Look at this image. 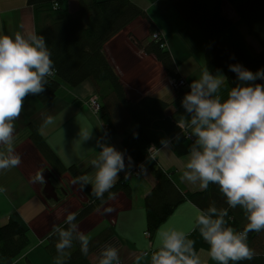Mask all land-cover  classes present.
Returning <instances> with one entry per match:
<instances>
[{
    "label": "crops",
    "instance_id": "0c3cea01",
    "mask_svg": "<svg viewBox=\"0 0 264 264\" xmlns=\"http://www.w3.org/2000/svg\"><path fill=\"white\" fill-rule=\"evenodd\" d=\"M63 2L68 13L75 14L78 11L77 0H63ZM131 2L143 9L156 30L163 34L167 44L165 50L172 56L178 76H183L189 86L193 80L199 79L205 67L203 53L207 45L203 32L192 22H185L174 10L171 0H131ZM222 10L230 19L237 21L235 11L227 2H224ZM147 28L146 20H135L130 27L114 34L104 44V52L125 86L128 99L136 100L148 94L160 97L170 104L168 109L171 113L181 107L184 94L180 96L178 90L169 88L167 84L169 78L160 62L153 55L145 54L136 46L135 37L138 39L146 37ZM29 30L36 32L33 7L28 5L26 0H0V34L10 35L17 31ZM218 70L222 72L221 69L209 71L216 73ZM223 75L225 76L224 73ZM56 79L59 86L53 98L46 104L40 103L37 95H29L25 98L22 112L15 121L14 132V147L21 156V163L17 167L0 171V225L13 216L27 225V243L21 253L41 249L42 261L46 262L49 255L43 249H46L45 240L53 226L63 224L68 212H76L87 201L82 190L73 183L74 180L67 173L54 175L50 169L54 190L59 193L56 189V185L59 184L58 189L62 193V198L50 202L43 197V183L35 180V176L37 173H42L47 166L46 160L29 139L31 133L29 125L32 124L64 165L73 164L87 175H94L95 169L90 162L100 151L97 140L103 139L105 143L113 145L125 154L126 172H121L119 177L124 176L131 186V199L122 193L116 194L78 224L79 230L90 239L107 228L112 230L110 237L92 251L94 257L97 256V260H91L93 264H98L99 252L106 244H112L119 249L121 264H150L151 255L159 245L158 233L165 227H175L177 230L190 232L189 238L195 241L194 249L198 254L207 259L208 264H219L208 256L209 246L201 237L198 228L193 230L199 207L188 200L175 208L152 238L145 236L146 218L143 201L144 195L151 190L155 182L154 176L147 169L145 162L141 163L144 168L140 172H135L137 166L132 159V163L128 164L129 155L121 144L122 134L110 136L106 133L101 114L94 113L87 102L97 93L91 80L84 79L77 85H70L58 77ZM229 90L230 87L225 79L220 89L222 100L227 98ZM46 116H52L54 122L46 124ZM133 126L134 124L131 123L128 130ZM85 130H91L92 138L82 141V133ZM185 141L189 151L193 138ZM160 148L153 149L152 152L156 164L170 174L179 190L198 191V186L181 179L188 152L183 156H177L171 147ZM61 181L66 182V187ZM71 204L73 205L69 207ZM106 209L111 211L108 212ZM137 257H140L139 262Z\"/></svg>",
    "mask_w": 264,
    "mask_h": 264
},
{
    "label": "trees",
    "instance_id": "16d2710c",
    "mask_svg": "<svg viewBox=\"0 0 264 264\" xmlns=\"http://www.w3.org/2000/svg\"><path fill=\"white\" fill-rule=\"evenodd\" d=\"M53 1L57 2L58 7L54 8ZM171 1L174 10L185 22H192L203 32L207 39L203 53L204 64L208 70L221 69L230 89L239 81L229 65L238 63L254 73L258 69L264 70V0ZM26 2L33 7L36 33L44 36L54 62L55 74L46 78L48 83L45 85V91L37 94L38 101L46 104L53 98L59 86L56 77L70 85H77L84 79L93 82L96 95L101 101L99 113L105 123L106 133L110 136L122 134L121 144L137 166V171H141V163L145 162L147 169L154 176L155 182L151 190L144 195L143 201L145 231L149 233V239L185 200L197 205L201 210H206L212 204L217 208H228L226 198L218 185L209 184L207 190L203 191H181L173 183L170 174L156 164L155 157L152 155L154 158H148L149 149L153 148V145V149L161 147L162 139L172 141L171 150L177 156L188 152L186 138L180 127L181 118L187 117L188 113L182 105L169 113L170 104L150 94L136 100L128 99L125 86L105 55L104 44L114 34L130 27L135 20H146V37H135L136 46L145 54L153 55L164 68L168 78L179 79L177 67L169 51L151 38L156 28L148 14L131 0H77L79 9L75 14L68 13L63 6V0ZM224 2L235 11L237 21L224 13ZM246 36L251 37L255 44L246 41ZM185 93L183 89L178 90L180 96ZM131 123L134 126L128 130ZM29 126L30 141L46 160V166L54 175L67 173L75 180L85 174V171L73 164L64 165L40 136L36 127L32 124ZM77 185L80 188V185ZM82 192L87 201L76 210L77 225L116 194L122 193L131 199V186L124 176H120L115 185L104 193L103 200L91 194L90 185L85 186ZM225 219L228 225L236 230H242L247 223L246 215L239 206L228 208V216ZM61 226L66 225L63 223ZM27 230V225L14 216L0 225V264H12L15 261L26 247ZM111 231L107 228L92 238L87 255L82 254L79 243L74 242L72 249L68 250L70 257L66 259L65 264H93L89 261V255L110 237ZM56 240V237L49 236L46 240V249L54 264L57 255ZM248 245L254 250V257L251 260L239 261L238 264H264V231L250 232ZM229 264L233 262L230 261Z\"/></svg>",
    "mask_w": 264,
    "mask_h": 264
},
{
    "label": "clouds",
    "instance_id": "9594fccd",
    "mask_svg": "<svg viewBox=\"0 0 264 264\" xmlns=\"http://www.w3.org/2000/svg\"><path fill=\"white\" fill-rule=\"evenodd\" d=\"M51 56L44 36L34 30L0 34V171L21 163L14 147L15 121L25 98L43 93L46 78L55 74ZM229 68L239 83L231 87L226 99L220 95L225 76L219 70L210 72L205 65L181 102L188 116L181 118L180 127L193 138L181 179L202 191L209 184L218 185L228 208L239 206L246 215V225L236 230L225 219L228 208L212 204L206 210H197L193 230L198 228L209 246L208 256L219 264L251 260L255 252L248 245V234L264 231V84L256 83L264 79V70L254 73L238 63ZM53 122L52 116L45 117L46 124ZM91 138V130L82 133V141ZM97 145L100 151L90 162L94 175L78 176L73 183L82 191L91 185V194L103 200L127 165L122 151L103 139L97 140ZM171 145V140L162 139L160 149ZM148 158L154 157L150 153ZM127 159L130 165L131 157ZM35 180L43 183L44 177L37 173ZM77 215L68 212L66 226L54 225L49 234V238H57L55 264H65L74 242L79 243L82 254H88L90 238L79 230ZM158 236L159 245L150 264H208L194 249L190 232L165 227ZM136 259L139 262L140 257ZM98 264H121L119 249L106 244L99 252Z\"/></svg>",
    "mask_w": 264,
    "mask_h": 264
},
{
    "label": "rangeland",
    "instance_id": "374dc122",
    "mask_svg": "<svg viewBox=\"0 0 264 264\" xmlns=\"http://www.w3.org/2000/svg\"><path fill=\"white\" fill-rule=\"evenodd\" d=\"M159 31V30H158ZM160 32V31H159ZM161 33V32H160ZM163 35V34H162ZM164 37V36H163ZM246 41H248V42H250L252 45L253 44H255L254 43V41H252V39H251V37H249V36H246ZM164 42H165V40H164ZM165 45L167 46V44L165 43ZM183 77V76H182ZM184 78V77H183ZM185 79V78H184ZM185 81H186V79H185ZM187 82V81H186ZM167 84H168V86H169V88L170 87H172L174 90H180L182 87H180V88H177V87H175V86H173V84H172V82H170V79H168V82H167ZM186 87H187V89L188 88H190L189 87V85H188V82L186 83ZM187 92H189V90L187 91ZM186 92V93H187ZM185 95V94H184ZM181 125V124H180ZM182 129V128H181ZM185 132V131H184ZM186 133H188V132H186ZM185 138L186 139H188L186 136H185ZM153 152V150H151V152L150 153H152ZM152 155H153V153H152ZM45 168V167H44ZM47 168V167H46ZM44 170V169H43ZM61 183L66 187V182H64V181H61ZM42 187H43V184H42ZM58 187H60L59 186V184L58 185H56V189L58 190V192L59 193H57V197L59 198V199H61L62 198V193H61V191H60V189H58ZM43 197L44 198H46L45 196H44V193H43ZM47 199V198H46ZM50 201V202H54L52 199H47V201ZM73 204H71L69 207H71ZM67 208H68V206H67ZM69 209V208H68ZM147 237V236H146ZM92 239V238H91ZM90 239V240H91ZM47 240V239H46ZM45 240V241H46ZM93 242V241H92ZM45 244H46V242H45ZM45 247H46V245H45ZM40 251H41V249H36V250H32L31 252H27L26 251V253L25 254H20L19 256L20 257H18V258H16V259H18L17 261H15L14 263H12V264H54V262H53V260H52V258H51V255L49 254V252H48V250L47 249H43V251H46V253L48 252V255H49V258H48V260L45 262L44 260L42 261V257H41V255H40ZM95 255L93 254V252H91V254L89 255V261L90 262H92L91 260H97V256L96 257H94Z\"/></svg>",
    "mask_w": 264,
    "mask_h": 264
},
{
    "label": "built area",
    "instance_id": "2783aa9c",
    "mask_svg": "<svg viewBox=\"0 0 264 264\" xmlns=\"http://www.w3.org/2000/svg\"><path fill=\"white\" fill-rule=\"evenodd\" d=\"M52 5L54 6V8L58 7V4L56 1H53ZM151 38L152 40H154L155 42H159V45L162 47V48H166V45H165V42H164V37L163 35L158 31H154L151 35ZM170 79V82H172L173 86L177 87V88H180L182 87L181 89L185 90V92H187L188 90L190 91V88L187 89V85H186V81L183 77L180 76L179 79H172V78H169ZM89 103V106L91 108V110L95 113H99V109L101 107V101H99V98L97 95H94L92 97H90L87 101ZM183 130V129H182ZM183 134L187 137V138H190L192 139L188 133L184 132L183 130ZM150 152L151 150H153V148L149 149ZM154 156V155H153ZM137 171V168L135 170V172ZM138 172V171H137ZM145 236L149 237V233L148 232H144Z\"/></svg>",
    "mask_w": 264,
    "mask_h": 264
},
{
    "label": "water",
    "instance_id": "95a60500",
    "mask_svg": "<svg viewBox=\"0 0 264 264\" xmlns=\"http://www.w3.org/2000/svg\"><path fill=\"white\" fill-rule=\"evenodd\" d=\"M256 83L264 84V79H258ZM41 174L44 177V182L42 187L44 196L47 199H52L53 201H56L58 197L56 190H54V185L52 183V180L50 179V176L52 175L51 171L49 170V168L45 167Z\"/></svg>",
    "mask_w": 264,
    "mask_h": 264
},
{
    "label": "bare ground",
    "instance_id": "6f19581e",
    "mask_svg": "<svg viewBox=\"0 0 264 264\" xmlns=\"http://www.w3.org/2000/svg\"><path fill=\"white\" fill-rule=\"evenodd\" d=\"M159 43V42H158Z\"/></svg>",
    "mask_w": 264,
    "mask_h": 264
}]
</instances>
